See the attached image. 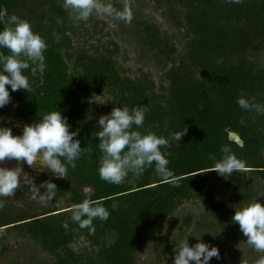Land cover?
<instances>
[{"label": "trees", "instance_id": "obj_1", "mask_svg": "<svg viewBox=\"0 0 264 264\" xmlns=\"http://www.w3.org/2000/svg\"><path fill=\"white\" fill-rule=\"evenodd\" d=\"M148 3L179 33L162 29L148 16ZM129 5L133 19L130 24L117 21L120 33L133 35L139 54L160 73L158 82L143 67L130 75L117 59L120 48L114 39L101 43V34L95 44L84 41L101 30L81 32L63 0H0V9L28 20L47 43L44 72L33 77L25 70L30 92H12L8 86L11 102L0 109V121L12 115L30 124L58 109L70 131L78 130L75 139L81 148L87 149L75 168L68 167L65 178L29 174L37 187L49 179L57 185L46 205L25 210L10 197H0V264H19L23 258L15 252L5 260L7 233L29 240L28 264H136L135 249L160 243L157 228L183 201L205 206L193 235L219 249L221 241L245 237L231 222L234 208L254 199L264 204V114L236 103L243 95L264 105V0H138ZM121 7L122 2L116 5ZM84 34L88 38L74 43L73 37ZM0 51L8 54L7 49ZM102 93L110 96L112 109L145 106L141 132L168 138L173 130L186 129L179 143L171 141L167 148L170 178L161 179L150 167L138 178L130 173L120 185L100 179L99 141L93 136L98 130L92 131L83 112L89 100ZM229 131L239 133L242 146ZM225 145L245 164L227 179L210 171L215 161L209 159L212 154L219 160ZM212 178L220 184L216 190ZM85 187L91 188L90 194ZM14 194L24 197L22 188ZM61 197L65 204L59 207L55 200ZM85 198L99 201L110 213L107 221H93L91 235L71 220L72 206ZM186 234L181 230L164 239L165 252L175 249ZM80 236L92 246L84 253L70 246ZM106 237L112 240L107 243ZM196 237L188 238L190 246L198 242Z\"/></svg>", "mask_w": 264, "mask_h": 264}, {"label": "clouds", "instance_id": "obj_2", "mask_svg": "<svg viewBox=\"0 0 264 264\" xmlns=\"http://www.w3.org/2000/svg\"><path fill=\"white\" fill-rule=\"evenodd\" d=\"M64 6L75 14L78 21H87L91 16L113 17L117 21L130 24L133 19L132 8L124 0L121 8H116L107 0H63ZM229 3L240 4L243 0H228ZM0 49H7L8 54L0 51V109L11 102L9 87L12 92L23 90L30 92L31 86L25 70L30 75L43 73L46 68L44 52L47 50L45 39L33 31L31 23L16 15H9L6 9H0ZM237 105L246 111L264 114V105L250 102L243 95L237 98ZM145 106L124 105L114 107L110 113L101 115L97 121L99 130L93 133L98 139L100 157L98 174L101 180L115 185L122 184L131 173L140 177L146 169L154 167L155 173L164 180L173 173L169 169L170 152L167 148L171 141L179 143L186 129L173 130L168 138L158 136L155 132H141L144 127ZM243 123V121H241ZM67 117L60 110L49 111L33 123L25 124L22 134L13 135L12 129L0 125V163L15 160L19 167H0V197L14 195L22 180L21 161L33 167L37 164L42 169L51 171L56 178H65L68 167L75 168L76 162L87 150L81 148L78 130L70 131ZM223 155L219 160L212 154L209 159L215 161L210 171L217 172L225 179L245 168L244 162L236 157L227 145L221 148ZM44 189L41 192L40 189ZM57 185L51 179L44 181L39 187L31 189V199L42 205L52 201ZM0 200V209L3 208ZM231 218L238 224L240 231L247 237V243L255 250L264 252V204L254 199L234 208ZM109 211L99 201L85 198L71 209V220L79 228L87 229L94 234L93 221H107ZM189 237L193 230L175 246L173 264H209L212 258H220L219 249L197 238V243L190 246ZM257 264H264L261 257Z\"/></svg>", "mask_w": 264, "mask_h": 264}, {"label": "rangeland", "instance_id": "obj_3", "mask_svg": "<svg viewBox=\"0 0 264 264\" xmlns=\"http://www.w3.org/2000/svg\"><path fill=\"white\" fill-rule=\"evenodd\" d=\"M137 1L138 0H127V3L136 4ZM107 2L112 3L116 7V5L121 4V2L123 3L124 0H107ZM144 9L146 14L148 16H151V18L156 21L162 29H165L170 33H179L175 27H173L166 19H164V17H162L160 12L156 10L151 3H148ZM71 14L74 17V22L77 28L81 32H83L84 29L89 31V33L101 30V33L96 32L93 38H88L85 34L79 35L78 37H73L74 43L77 42V40H81L80 43H82L84 39L88 38L84 41L95 44L98 41L97 37L103 34V36H101V43L106 41L107 39H114L118 43L120 52L117 59L122 66L130 70V75H134L138 68L143 67V70L149 69L152 72L155 80L157 82L159 81L160 73L153 68V64L149 61L147 56L139 54V49L135 43L136 41L133 35L130 36L126 33H123V36L121 35V28L119 27L117 20H115L113 17H97L93 15L87 21L82 22L83 24H81V21H78L75 18V14L72 11ZM102 22H105L106 24L104 25ZM107 31L110 33V35H105V32ZM180 46L181 45H179V47ZM260 60L264 62V57H262ZM110 100V96L106 93L97 95L89 100L90 105L84 110L83 116L85 117V120L90 123L92 131L99 130L97 124L99 117L111 112L112 107ZM6 122H12L13 124L17 125L24 124L21 120L16 119L12 115L7 116L3 121H0V125L5 127ZM0 167H19V164L18 162L14 164L13 160H6L0 163ZM22 170L23 173L21 184L17 189L22 188L24 197H18L14 194L10 197V201H12V203L17 205V207L19 208L25 210L33 209L32 211H34L40 205L38 200L31 199V189L33 187V183L35 186L36 183L33 177L29 175L28 171H25L24 169ZM210 181H212V187H214L215 190L218 189L220 184L213 178L210 179ZM211 191L216 198L219 197L218 192L215 191L214 193L213 190ZM84 192L90 194L91 188L85 187ZM55 203L59 207L64 206V197L55 200ZM204 209L205 206L203 204H194L191 201H183L175 210V212L171 214L166 220H164L163 223L157 228V233L161 238V242H150L145 246H141L135 249L134 256L136 259V264H173V259L176 253L174 249L171 252H165V247L163 244L164 239L177 235L181 230L193 229L196 226V221H198ZM111 240V237H106L104 239V241L107 243H109ZM4 244L7 246V250L4 256L5 260L9 259V257H11V255L16 252L19 254V256L23 257L22 259H20L19 264H28V259L25 257H28L31 245L29 240L18 239L15 238L12 234L7 233ZM70 246L73 250L83 253L91 249L92 247L90 242L83 236H80L78 239L73 241ZM219 253L220 258H212L209 264H257V261L261 257H264V252L255 250L247 243V237H244L240 240L230 239L225 242L221 241L219 246ZM36 254H39V256H44L42 253H38V251Z\"/></svg>", "mask_w": 264, "mask_h": 264}, {"label": "water", "instance_id": "obj_4", "mask_svg": "<svg viewBox=\"0 0 264 264\" xmlns=\"http://www.w3.org/2000/svg\"><path fill=\"white\" fill-rule=\"evenodd\" d=\"M15 125V124H14ZM25 124H21L20 127L23 131V127H24ZM5 127H8L10 128L9 125H6ZM229 136L231 139L235 140L240 146L243 145V141L240 139V136H239V133L238 132H233V131H229ZM20 166L22 167V169H24L25 171H35L37 173H42V174H46L48 176H54V174L47 170L46 168L45 169H42L39 164L33 166V167H30L28 166L26 163H24L23 161H21V164Z\"/></svg>", "mask_w": 264, "mask_h": 264}, {"label": "flooded vegetation", "instance_id": "obj_5", "mask_svg": "<svg viewBox=\"0 0 264 264\" xmlns=\"http://www.w3.org/2000/svg\"><path fill=\"white\" fill-rule=\"evenodd\" d=\"M6 125H9L10 128L12 129V132H13V135H20L22 134V129L20 127V125H17V124H13L12 122H6ZM29 174H32V173H37L35 171H28ZM39 174H42V173H39ZM46 175V174H44Z\"/></svg>", "mask_w": 264, "mask_h": 264}]
</instances>
